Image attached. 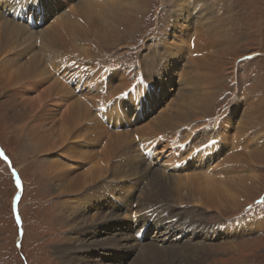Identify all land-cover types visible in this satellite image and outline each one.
<instances>
[{
  "label": "rangeland",
  "instance_id": "1",
  "mask_svg": "<svg viewBox=\"0 0 264 264\" xmlns=\"http://www.w3.org/2000/svg\"><path fill=\"white\" fill-rule=\"evenodd\" d=\"M60 1L63 3L60 10H67L70 17L76 18L77 5L82 0ZM192 1L127 0L123 3L128 9L116 19L115 28H111L105 37L93 38V43L82 46L62 40L67 51L45 65L55 76L62 70L59 79L63 85L78 92V97L84 96L81 99L87 102L91 112V118L88 120L85 115L84 122L80 119L71 121L67 108L70 102L65 97L57 105L59 97L48 91L49 79L27 74L24 81L10 80L14 68H0V150L10 161L7 163L0 157V264H62L65 245L75 246L80 241L105 237L91 238V232L101 230L105 225L111 228L118 219H108L97 226L96 223L117 208H124L119 212L124 222L134 223L136 216L140 220L142 215L148 217L151 214L150 209L160 211L161 207L158 219L166 212L175 211L193 226L198 224L200 229H205L199 230L194 239L192 237L193 243L183 240L190 237L189 232L183 231V236L177 237V242L190 244L183 252L187 260L198 261L197 264H264V226L236 237H224L223 233L231 224H264V0H201L211 12L204 11L203 18L208 15L210 18L214 13L211 22L224 23L218 28L223 31L221 34L206 21L197 22L195 17H201L202 11L197 14L198 4L193 5ZM177 2L184 7L179 21L170 15ZM55 12L57 8L43 22L41 30L50 26L58 28L54 22ZM27 21L22 20L21 24L26 25ZM156 43H160L157 53H164L165 47L169 51V61L161 58L159 73L151 79L156 90L152 91L153 88L147 87L150 78L142 73L141 62L145 53L157 48ZM163 43L165 46L162 47ZM36 48L40 50V46ZM4 55L0 54V63ZM172 55L177 57L172 59ZM28 60L29 56H25L21 61L26 63ZM83 63L90 67L89 77L87 72L80 71L79 66ZM70 70L73 79L66 78ZM110 72L113 82L105 88L104 78ZM77 78L79 82H76ZM140 78L145 84L142 85ZM90 80H94L95 86L89 87ZM122 84L124 88L120 90ZM138 88L142 93L150 94L144 103L142 95L135 97ZM128 90L134 91L125 96ZM188 95L208 99L205 107L195 105L187 110L188 114L181 115L190 117L193 122L163 130L167 128L159 123L182 108L177 102L193 101L183 98ZM124 119H127L126 127L115 123ZM203 131L219 134L220 141L223 138V144L229 148L234 143L239 145L237 154L242 161L235 162L236 175L245 180L240 191L231 189L228 193L234 196L233 199L222 198L206 207H192L196 202L187 196L189 189H195L197 185L191 186L187 179L195 177V172L176 168L181 160L187 159L188 153L201 154L204 147L199 136ZM51 133L54 135H50L49 140L40 139ZM125 134L129 138L121 142L122 146L116 152L117 141H120L116 135ZM29 136L39 139L30 140L31 143L27 141ZM60 136L64 139L59 141ZM146 141L150 151L147 147L142 148ZM218 145L215 140L207 148L209 158H212L214 148L220 150ZM123 150L129 151L128 155ZM220 151L214 165L228 163L223 162L228 151L227 154ZM120 152L125 156L118 155ZM196 155L185 164L191 163ZM192 162L191 166L198 165ZM128 165L155 170L154 178L160 179L163 190L142 193L153 177L152 172L148 177L135 176L136 173H127ZM114 166L119 168L114 169ZM93 168L98 170L87 178ZM145 193L150 195L148 199L143 198L142 203L135 199L129 205L131 197L139 198ZM185 211L188 212L184 214ZM214 229L222 232L220 237L212 232ZM153 231L149 233L152 235ZM131 234L135 235L133 229L125 231L123 236ZM140 234L135 240L142 243L141 247L132 240L124 249L126 253L132 246L129 254L124 255L119 247H115L112 256L99 261L98 257L84 255L86 251H82L76 254L77 258L72 257V264H80L83 258L88 262L94 259L93 264H120L121 257L124 264H143L145 257L140 256V252H145V244L147 250L159 245L152 241L155 237L149 239L150 234L144 240L139 239ZM91 247L93 251H99L101 246ZM157 249L155 256L161 258L165 254L164 248ZM186 259L184 256L185 262Z\"/></svg>",
  "mask_w": 264,
  "mask_h": 264
},
{
  "label": "bare ground",
  "instance_id": "2",
  "mask_svg": "<svg viewBox=\"0 0 264 264\" xmlns=\"http://www.w3.org/2000/svg\"><path fill=\"white\" fill-rule=\"evenodd\" d=\"M123 2H127V0H104V1H102V0L101 1H98V0H82V2L77 5L76 10H77L78 14L76 16H74L76 18H73L67 14L68 13L67 10L62 9L63 12L60 10V8L63 6V5H61L63 3L60 0H39L38 6H37V0H0V54H5L4 58L1 59L2 61L0 63V68L2 70H7V69H10L11 67L14 68L13 69L14 71H12L14 74L10 76L11 77L10 80L13 79V80H23L24 81L25 80L24 77L27 74H29V75L33 74L35 77L42 76L43 79L47 78V80L49 79L48 81L51 82V84L49 86L48 91L51 94L54 93L56 95V97H59L58 99L56 98L57 100H59L57 102V105L59 104V102L64 101V98H62V97H65L66 100H68L70 102L67 108L70 111L69 118H71V121L76 122L77 119H80V121L81 120L83 121L86 116H87V118L89 117L88 118V120H89L91 118L90 117L91 112H90V109L87 108L88 106L85 104L87 102L84 101L83 99H81V98H84V96L78 97V95H77L78 92H75L72 89H70L69 87L63 85V83L59 79L60 76L62 75V73H61L62 70L57 71L56 74H59V73L60 74L58 76H55L54 74H51L48 71L45 64L50 63V61L52 59L60 58L65 53L64 51H67L65 44L62 41L63 39L64 40L67 39V40L71 41L72 44L73 43L77 44V46H82L84 43H87V42H88L87 44L93 43V40H92L93 38H94V40H96L98 38L105 37V35L107 33H110L109 30L111 28L112 29L115 28L114 24H116V22H115L116 19L121 18L124 14V10L128 9L126 6V3H123ZM178 2H179V0H178ZM178 2L175 3V6H176L175 9L170 12L171 13L170 15H172L176 21L180 20V16L184 12V7L182 6L183 4L178 3ZM192 2H194L193 5H195V3L198 4L197 9L199 11L197 12V14L200 11H202L201 17H198V16L195 17L197 19V22L201 23L202 21H206L208 25H210L216 29L215 31L218 32V34H221L223 31L219 30L218 28L223 27L224 23H221L220 21L211 22V21H213L212 17H213L214 13L212 15H210V18H209V15L207 17L203 18L202 14L204 11L207 12L208 14L209 13L211 14L208 7L207 6L205 7V3L201 0H197V2H196V0H193ZM56 8H57V12H55V15H54V17H55L54 22H57L55 25H56V27L58 26V28L53 29V27L49 25L50 27H47V28L41 30L40 27L38 26V23L39 22L43 23L47 19V17L49 16L50 13L53 15V11H56ZM70 15H71V13H70ZM97 16L100 19L96 20ZM33 19H34V21H33ZM22 20L31 21V24H30V22L27 23L26 25L21 24ZM185 27H189V25H185ZM66 28H68V29L66 30ZM177 29H178V27H177ZM62 32H63V34H62ZM107 38H108V36H107ZM183 43H184V41L182 42V44ZM37 46H40V50H38L36 48ZM156 46H157L156 49L153 48L150 50V53H145L143 55L142 62H141L142 65L144 66V68L142 69V73L143 72L146 73V78L147 77L150 78L149 83L152 85H155V83L153 81H151V79L154 78V76H156L159 73L157 71L159 70V67H161V65H160L162 63L161 58H164L165 62L169 61L168 60L169 59V51L166 50V47L163 50L164 53L161 54V53H157V50L160 48V43H156ZM163 46H165L164 43L162 44V47ZM84 53L87 54V51ZM75 55H77V53ZM90 55H91V53H90ZM22 56L24 58H25V56L26 57L29 56V60L26 61V63L25 62L23 63L21 61L23 58ZM176 57H177L176 55H172L170 58L174 59ZM89 64H91V63H88V65ZM48 66H51V65H48ZM49 68L52 69L51 67H49ZM15 69H18V70H15ZM96 70H98V69H96ZM0 73H2V72H0ZM89 73L87 72V74H86V75H88V77H89ZM111 73L112 72H110V74L108 73V75L104 78L103 83H105L104 84L105 88H107L108 85L111 84V82H113V80L110 79ZM80 75H81V73L79 75H76V76L79 77ZM112 75H113V73H112ZM161 76H162V74H161ZM36 79L37 78H35V80ZM121 79H123V78H121ZM77 81L79 82V78L76 79V82ZM93 81L94 80H90L88 82V84L92 83V84H89V87H91L93 85ZM143 81H144V79H143ZM93 86H95V83ZM123 88H124L123 84L120 85V90H122ZM77 89H78V87L76 88V90ZM144 89H146V88L144 87ZM89 91L92 92L91 89H89ZM148 92H150V91H148ZM98 93H99V91H98ZM115 93H117V92H115ZM136 93H137L135 95L136 98H139L140 95H142L143 97H145V95H147L145 93H142L141 89H139V91ZM131 95H132V93H131ZM133 96H130V97L133 98ZM147 96L150 98V94H148ZM183 98H192L193 101L186 102V100L183 99L181 102H177L181 105L182 108L175 111L173 115L170 114V116L167 119H164V120H162L163 122L161 121L159 123L160 125H164L163 127L167 128V129H163V130L168 131V130H171L173 127H176L179 125L181 126V125L185 124V122L191 121L192 119L190 117H188V116L182 117L181 115L184 116V112H186V114H188L187 110L191 109L192 106H195V105L203 106L204 105V107H205L206 101L208 100L206 98L197 97L196 95H191V96L188 95V97L183 96ZM154 107H156V105ZM119 110H121V109H119ZM112 113H115V112H112ZM135 117H136V115H135ZM118 121H121V120H118ZM124 121L122 120L121 123L120 122L117 123V121H116L115 123L117 125H119V124L125 125V127H126L128 125V123L126 122L127 119H124ZM191 122H193V121H191ZM112 124H113V122L110 123V125H112ZM46 130H48V129H46ZM211 132L210 131H203L199 136L201 139L200 144H201V146L204 147L203 149H201V152H200L201 154L196 155L195 152L188 153L187 159L180 161L179 164L181 167L179 168V165H178V167L176 168V169L179 168L180 170H181V168H183L184 170L189 169V170H193V172H195L194 173L195 177L187 179V183L191 184V186H193V184L197 185L196 188L192 189V190L189 189V187H188L190 192H189L187 197L196 202V204L193 205L192 207H199V205L206 207V206H209L210 202L215 203L216 201L221 200L222 198H225L227 200L233 199L234 196L233 195L231 196L228 194L231 192V189H236V192H238V190L240 191L242 189V185H244L243 182H244L245 178L240 179L239 176L236 175L238 173V171L235 169L237 167V164H235V162L239 163L242 161L240 159L241 157L238 156L239 154H237L238 150H239L238 149L239 145L234 143L229 148L227 145H225V143L223 144V142H224L223 138H222V141H220L219 134H212ZM39 133H40V131H39ZM65 133H67V132H65ZM50 135L53 136L54 134L51 133L49 135L40 136V139L43 141L49 140ZM127 135L128 134H125V136L116 135V137H118L120 139V141H117V142H119L117 145L118 149H115V151L116 150L119 151V147L122 146L121 142H123L129 138ZM92 136H93V134H92ZM58 138L60 141V140L64 139V136L63 137L60 136ZM194 138H196V137H194ZM252 138L253 137L250 138L251 141H253ZM35 139L38 140L39 138L33 137V136L27 137V141H29V142H31L30 140H33V142H34V141H36ZM215 140L218 141V143H219L217 148H220V150H222L225 153H226V151H228L227 152L228 154L226 153L227 154L226 155L224 153V156L226 155L227 158H229V159L226 158L223 160V162H228L225 164H229V166H224L225 164L224 165H222V164L214 165L213 164V162H216L218 160V156L221 153V151L219 149L215 150V148H214L215 146L213 147L214 153L212 154V158L208 157L209 151L207 148L210 147V145ZM220 142L223 145H221ZM155 144H156V142L152 143V146L154 147ZM29 145H31V144H29ZM148 145H149V143L146 141L142 148L147 147L148 151H150L151 148H150V145L149 146ZM137 148L135 147L134 149L137 150ZM139 148H140V146H139ZM187 149H189V148L187 147ZM118 151H116V152H118ZM123 151H125V150H123ZM125 152H126V155H128L127 152H129V151H125ZM247 152L249 155L251 154V152L249 150ZM215 153H217V155ZM118 155L125 156L121 152L118 153ZM194 155H196V156L192 161H194V163H198V165L194 164L195 166H191L193 164L192 161H191V163L186 162V164H185V161H190ZM121 156H119V157H121ZM253 158H254V156H253ZM128 166H129V169H127L128 170L127 173H131V172H132V174L136 173L135 176H139V177L147 176L148 177V175H150V172H152L151 175H153V177H151V179L148 181L147 187L145 188V190H143L142 193H144V192L151 193L152 190H155V192L158 191L159 189L161 191L163 190V188H161V183L159 182L160 179L154 178V174H156L155 170L153 172V169H149V168H145L144 170H142L141 168H139V166H135V167H132L130 165H128ZM187 167H189V168H187ZM116 168H119V167L114 166V169H116ZM96 170H98V169L93 168L91 170L92 172L88 173L87 178L92 177L94 175V173L96 172ZM122 170H124V169L122 168ZM113 172H115V171H113ZM121 172L122 171L117 172V173H121ZM188 173H191V172H188ZM249 177L250 176H248L247 178H249ZM250 178H253V176H251ZM174 181L177 182L176 180H174ZM147 188H150V189L147 191ZM151 196H153V195H151ZM182 196L183 195H181V197ZM147 197H150V195L147 193L142 194L141 196H139V198H137V196L131 197L129 199L128 203H129V205H131V203L135 199H136V201L139 200L138 202L142 203V199L143 198L148 199ZM153 197L157 198V196H153ZM130 201H132V202H130ZM156 201H158V200H156ZM146 203H149V202H146ZM161 208H163V207H161ZM161 208H160V211H157L159 209H155V208L150 209L151 214L148 217L142 215L143 218H141L140 220L139 219L134 220V223L133 222H131V223L124 222L122 220V215L119 213L124 208H119V209L117 208V210H115L113 213H110V214H114L116 216H111L110 214H108L105 217H103L100 221L98 220L99 222L96 223V226H97L101 223L108 221V219H112V218L118 219V221H116V223L114 225H112L111 228L109 227V225H105L103 228H101V230L91 232L92 233L91 238H93L97 235H100L102 237L105 236L104 238H101L100 240L99 239L93 240V241H88V240L87 241H80L78 243H75L74 244L75 246H73L71 244H70L71 246L70 245H67V246L63 245L64 249L62 251L61 263L62 264H72V262H73L72 257H76V254H79L82 251H86V253L84 255L89 254V255H92L93 257L94 256L98 257L100 259L99 261L103 260V258L107 259L108 255L112 256L113 255L112 252L115 250V247L116 248L119 247L124 255L129 254L132 252L133 247L130 246V249L126 253H125L124 249H125V247L128 248V244L132 240L136 239L137 234L142 233V234H144V236H147V235L149 236L150 230L153 229L154 231L152 232V235L150 234L151 237L149 239L155 237L156 239L152 240V241H154L155 243H157L159 245V246H157L158 248L162 249V247H163L164 249L162 251L165 252V254L162 255L161 258H159V256H155L156 252L158 250L157 247H154V249L152 248L151 250H147V248L145 249V247H147V244H145V246H144L145 252L143 254L140 252V256L145 257V258H143L145 260V263H143V264H178L179 260L181 261L180 264H197L198 261L187 260L185 253H183L184 250H187V248H189V247H185V246H190V244L186 243L188 245H185V243L177 242V237L182 235L185 231H186V233L189 232L188 235H190V237L188 236V239H187V237L184 236L185 238L183 240H185V242L188 241L189 243L190 242L193 243V239H194L193 236H195V234L200 233L199 230L204 231L205 229H200L198 224H196L197 226H195V225L193 226L192 225L193 223L192 224L189 223L188 220L183 219L180 216V215H182L181 213H178V214H177V212L174 213L175 211L173 213L170 211L168 213L166 212L165 215H161L160 219H158L159 215H160L159 213H161V211H162ZM146 209H147V207H146ZM187 212L188 211H185L184 214H186ZM144 217H147V218H144ZM183 217H184V215H183ZM73 219H75V217ZM72 224L73 223H71V225ZM139 224H140V226H139ZM74 225H72V226H74ZM263 226H264V224L263 225H260V224H244V223H243V225L241 223L235 224V225L231 224V225L227 226V230L225 232L223 231V233L225 234L224 237H226V236L227 237H231V236L236 237L238 235H245V233H249V232L254 231L256 229H259L260 227H263ZM93 227H95V226H93ZM131 229H133L135 231V235L131 234L129 236L126 235V237H124L123 236L124 232L127 230H131ZM178 229H179V231H177ZM207 230H208V228H207ZM212 232L217 234L218 237H220V235L222 234L221 231L218 232V231H216V229H214ZM111 233L113 235H110ZM207 234H209L210 238H212L211 232L208 231ZM192 237H193V239H192ZM218 237H216V238H218ZM206 239H209V238H206ZM228 239L230 240L231 238H228ZM71 241H74V240H71ZM135 242H138V244H139L138 247H141L142 243H140L137 240H135ZM108 243L110 244L109 248H108ZM83 244H86L85 247L83 246ZM201 244L202 243H199V245H201ZM91 246H101V247H100L99 251H93V248ZM169 250L171 253H168ZM135 251H137V250H135ZM181 254H184V255H181ZM184 256H185V259L187 262H185L183 260ZM189 259L192 260L191 257H189ZM123 260H124V258L121 257L120 260H118V261L120 264H124L125 262L123 263L122 262ZM92 261L88 262L87 259L83 258V259H80V264H89V263L93 264Z\"/></svg>",
  "mask_w": 264,
  "mask_h": 264
},
{
  "label": "snow or ice",
  "instance_id": "3",
  "mask_svg": "<svg viewBox=\"0 0 264 264\" xmlns=\"http://www.w3.org/2000/svg\"><path fill=\"white\" fill-rule=\"evenodd\" d=\"M38 5H39V0H37V6ZM148 99H149V97L147 95H145L144 100L142 101V103L146 102ZM0 157H2L5 160V162L10 163V161L8 160V157L3 153L2 150H0ZM17 182L19 183V178L17 179Z\"/></svg>",
  "mask_w": 264,
  "mask_h": 264
}]
</instances>
